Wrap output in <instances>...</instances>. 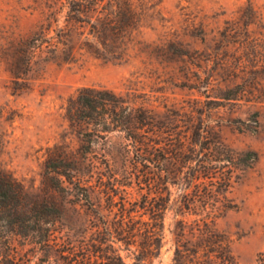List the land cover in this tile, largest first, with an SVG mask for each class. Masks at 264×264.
I'll use <instances>...</instances> for the list:
<instances>
[{
    "label": "rangeland",
    "instance_id": "obj_1",
    "mask_svg": "<svg viewBox=\"0 0 264 264\" xmlns=\"http://www.w3.org/2000/svg\"><path fill=\"white\" fill-rule=\"evenodd\" d=\"M133 2L141 23L128 62L90 54L73 62L36 58L30 90L16 93L10 68L18 62L21 40L34 34L44 13L54 11L55 0H0V170L30 192L64 206V228L82 240L101 222L87 203L75 205L76 196L51 188L50 170L59 157L84 163L81 178L92 186L93 203L100 206L101 201L105 215L107 194L117 203L126 198L132 209L146 197L161 203L158 196L165 192L158 195L156 187L151 193L135 172L122 176L118 166L133 158L124 152L132 144L125 132L93 133L70 122L67 110L80 89H106L159 113L160 130L172 137L191 139L203 121L231 149L259 155L250 168L234 174L228 198L235 208L215 220L236 262L256 264L264 252V0ZM90 162L94 169L87 167ZM181 190L171 188V204L163 214V248L153 264H171L180 222L199 218L181 209ZM120 208L113 209L111 221L117 222ZM143 220L149 221V215ZM14 246L18 264H39L44 256L21 239ZM121 249L126 264H134V249Z\"/></svg>",
    "mask_w": 264,
    "mask_h": 264
},
{
    "label": "trees",
    "instance_id": "obj_2",
    "mask_svg": "<svg viewBox=\"0 0 264 264\" xmlns=\"http://www.w3.org/2000/svg\"><path fill=\"white\" fill-rule=\"evenodd\" d=\"M53 4L54 11L43 14L34 34L21 40L18 62L10 68L16 93L30 90L36 58L73 62L90 54L119 63L132 58L134 32L141 23L133 0H55ZM67 112L70 122L81 129L100 134L125 132L132 144L124 152L133 158L118 166L122 176L135 172L139 179L145 178L151 193L157 187L158 195L162 190L165 196H158L161 203L156 198L149 202L146 197L143 204L134 202L128 209L126 198L117 203L107 194L109 214L105 215L101 201L100 206L93 203L92 186L81 178L84 163L59 157L50 170L51 188L76 196L75 205L87 203L90 213L101 222L91 228L89 237L76 240L63 226L64 206L30 192L0 170V264L19 263L14 246L18 239L36 255H44L39 264H126L123 245L134 249H128L134 264H153L163 248V214L171 204L172 187H181L184 193L181 209L199 218L192 224L180 222L171 264H238L215 220L235 208L228 198L234 174L255 164L258 153L236 152L204 127L203 121L191 139L172 137L160 130L159 113L106 89H80ZM87 167L95 166L90 162ZM107 169L112 170L111 166ZM100 176L104 175L100 172ZM117 204L121 208L114 222L110 216ZM142 210L145 213L138 216ZM144 215H149V221L143 220ZM53 252L57 256H51ZM256 264H264V252Z\"/></svg>",
    "mask_w": 264,
    "mask_h": 264
}]
</instances>
